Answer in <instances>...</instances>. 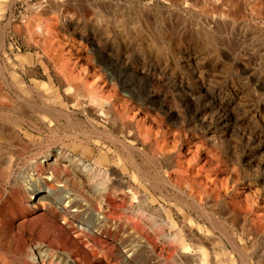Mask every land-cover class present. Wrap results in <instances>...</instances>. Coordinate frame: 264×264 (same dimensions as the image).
<instances>
[{
  "label": "rangeland",
  "instance_id": "374dc122",
  "mask_svg": "<svg viewBox=\"0 0 264 264\" xmlns=\"http://www.w3.org/2000/svg\"><path fill=\"white\" fill-rule=\"evenodd\" d=\"M0 36V65L64 103L82 130L64 116L45 128L40 150L61 161H44L50 192L24 203L14 221L52 249L43 264H264V0H0ZM118 98L132 134L113 114ZM138 108L151 115L132 116ZM105 129L137 148L153 181L171 182L142 180ZM210 142L212 163L231 170L233 185L215 204L179 183L176 166L201 164ZM192 143L198 148L187 152Z\"/></svg>",
  "mask_w": 264,
  "mask_h": 264
},
{
  "label": "bare ground",
  "instance_id": "6f19581e",
  "mask_svg": "<svg viewBox=\"0 0 264 264\" xmlns=\"http://www.w3.org/2000/svg\"><path fill=\"white\" fill-rule=\"evenodd\" d=\"M37 27L39 28V25H37L36 28ZM1 37L2 36H0V51L3 50L5 52V49L3 47V44H4L3 39ZM6 65L5 66L0 65V264H28L29 261H32L35 264L36 263L43 264V262L50 256L49 255L50 248L48 250L47 247H45V245L42 244L41 242L36 243V241H32L31 239H28L27 236H29V233H28L29 230L27 226L23 224V222L15 224L14 221L16 217L22 216L21 218H23V216L25 215L24 203H28L29 205L28 204L26 205L31 206V203L29 202L30 200H35L37 196H39L38 197L39 200L42 198L44 199V197L45 196L47 197V195L50 192L49 190L44 188L43 180H41L40 178L44 170L43 168L44 161L51 159V157L52 159L50 160L49 164L52 163V164L57 165L60 163L59 161H61V158L58 155V153L56 154L49 153V155L48 154L43 155L42 151L40 150V148H42L41 143L44 141L42 140L43 136L41 134L44 132L45 128L49 130H53L56 120L59 117H63V116L66 118L67 123L70 124V126H72L73 129L75 128L77 130L79 128H77V125L75 123H72L73 120L70 117L71 113L66 112L65 106H63L64 103H61L60 101L56 103L55 100L47 99L44 93H42L43 91L41 90V88L36 87L30 83H27L22 76L16 73V70L19 69L18 67L15 70L13 69L14 67L13 68L7 67ZM243 70L246 72L248 70L245 65L243 67ZM25 71L23 72L25 73ZM23 76L25 77V75ZM262 86L263 85L260 84V87ZM131 93L132 95L136 94L133 91ZM74 94L71 95L70 93L71 96L69 95L70 97L69 102L72 103L71 105H73L74 103H77L76 102L77 98L75 97ZM117 101L119 102V108L117 109L115 108V110L113 111V114L115 115L117 119L118 125L127 126V131L130 134L132 131V126H131V122H129L130 119H129L128 111L126 109L127 106L126 107L125 105L123 106L124 103L122 102V99H119ZM133 110L131 111L133 112L132 116L137 114L138 116L136 115V117H139V118H141L140 116H148V115L150 116L151 115V112L148 110L142 111V110H139V108L138 110L136 109L137 111L135 112ZM104 113H105L104 110L102 109L99 110V114L103 115ZM91 129L94 130L95 132L99 130L97 127L91 128ZM91 129L90 131H92ZM114 129H116V127ZM80 131L82 130L79 129L78 132ZM160 131H161V134H159V136L160 135L161 136H160L159 141L162 142V145H165L168 143L167 139L171 131L168 129H164L163 131L162 130ZM36 133L37 135H35ZM99 133L100 135L102 133L103 136H105V138H107V140H110L112 143H115L118 145L120 144L123 147V149L127 153L128 161L131 164V166L134 168V170L137 172V175H139V177L142 180L147 181L149 185L156 187L159 184L167 185L166 183L171 182V181L169 182V179H166V178L154 179L155 181H153L152 176H150L146 172H143L142 169L139 167V165L136 163L135 154H136L137 148L131 144H128L127 141L119 139L113 130L106 131L105 129V130H101ZM88 134H90L91 136V133H88ZM95 134H92V135H95ZM40 135L42 137H40ZM96 136H98V134ZM153 136H154L153 137L154 139L153 138L152 139L156 141L159 137L158 131H156L155 135ZM209 144H211V142L204 144V147L202 148L204 152L203 153L204 156H203V160L201 164L197 163L195 164V166L190 167L189 165H187L186 167H184L183 163L184 164L185 162L191 163V159L187 160L186 158L185 160L178 159L177 161L178 163L176 164V166H177V172L182 174V176H180L181 179L178 180L179 183L183 182L184 187H191L192 191L196 190L195 192H198L199 196L205 195L207 198L212 197V203L215 204V201L220 197L221 189L226 190L225 191L226 194L231 192V191L229 192L227 191L228 189H232L233 187L232 184L231 185L229 184V183H232L231 182L232 173L230 172L231 170L228 171L227 169L226 170L219 169L217 162L212 163V159L210 158L212 157L211 156L212 150ZM33 145L37 146L38 149H34L32 151ZM188 145L189 146H187L186 148L187 152H189L190 149L193 150L192 146L196 149L198 148L197 145L193 143L188 144ZM164 148L167 149L166 146H164ZM83 151H86V150L83 149ZM157 152H159L161 155L166 157V155H164V153L161 150H158ZM142 154L146 155V153H142ZM41 158H43V160H41ZM106 159H107L106 155H104L103 153V155L101 154L98 158H94L93 162L101 163L102 161ZM209 168H212L213 171L211 172L210 170H207ZM204 170L210 171L211 173L210 172L204 173ZM109 171L113 175H116L117 173L114 168H111ZM33 174L37 176L34 177V179H31ZM114 179H115L114 176L109 179L110 180L109 185L114 186V184H117L118 180L116 179L114 180ZM233 181H235V179ZM100 189L101 188L92 187L91 191L96 194L100 192ZM176 189L177 191L180 192V194H183V195L185 194L184 190L181 188L180 185H177ZM25 196L26 197L28 196L26 200L24 199ZM189 205L199 210H205L203 207H201L199 200H192L190 201ZM205 215L207 216V219L209 220V222L214 223L215 226L218 225L219 222H217L216 218L209 216L207 213ZM216 227H219V226H216ZM239 253L241 254L240 250H239ZM242 255L243 254H241L240 256ZM244 259H245V262L249 264L248 258L244 257ZM242 261L244 262V260ZM65 264H68V261H66Z\"/></svg>",
  "mask_w": 264,
  "mask_h": 264
}]
</instances>
